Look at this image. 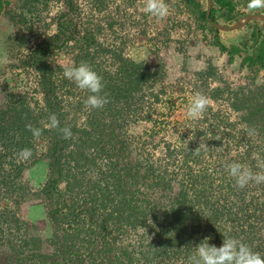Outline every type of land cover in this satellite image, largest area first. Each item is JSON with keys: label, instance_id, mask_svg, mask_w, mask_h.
Instances as JSON below:
<instances>
[{"label": "trees", "instance_id": "16d2710c", "mask_svg": "<svg viewBox=\"0 0 264 264\" xmlns=\"http://www.w3.org/2000/svg\"><path fill=\"white\" fill-rule=\"evenodd\" d=\"M20 1L17 22L23 27L29 2L37 0ZM179 1L214 32L215 45L230 62L238 56L247 68H264V27L252 25L250 42L226 45L219 30L206 19V0L204 4L200 0ZM2 4L0 0V8ZM236 4L235 0H212L209 18L220 22V17H230L223 22L228 24ZM63 13L54 19V34L39 33L41 27H35V41L26 55V65H22L36 70L38 79L30 88L34 96L20 94L19 82L9 86V78L0 84V247L5 249L0 251V264H186L201 241L210 237L209 243L219 247L223 235L241 239L264 256V184L235 187L225 170V165L234 161L223 152L210 165L203 162L222 142L213 134L207 137L206 129L227 126L229 121L213 109V124L200 121L182 129L175 138L167 134L174 142L160 149L163 157L149 161L133 140L124 142L118 122L138 115L144 97L141 91L154 89L146 81H155V76L126 58L122 43L97 42L110 25L93 22L95 12H76L78 23ZM17 43L22 44L20 39ZM66 45H74L79 54L73 57L72 66L88 64L102 77L101 95L108 100L101 109L85 111L78 125L67 119L63 111L67 109L57 94L67 82L63 72L60 77L53 75L46 63L53 48ZM91 55L107 56L112 65L100 60L92 63ZM215 70L208 63L201 76L215 78ZM243 87L232 92L242 100H233L230 106L245 110L239 118L245 124L239 138L244 140L241 147L248 149L244 165L255 172L259 169L250 151L260 148L264 138V90L240 91ZM223 93V88L216 87L210 97L217 99ZM52 114L61 128L71 129L70 139H63L57 129L45 128ZM166 123L173 128L172 121ZM26 125L41 129L40 137L34 138ZM254 127L261 135L252 134ZM25 148L32 155L20 161L17 154ZM29 172L38 174L29 179ZM32 188L37 191L31 196L47 202L42 203V219L51 232L45 244L39 237L26 236L19 224L23 192Z\"/></svg>", "mask_w": 264, "mask_h": 264}, {"label": "rangeland", "instance_id": "374dc122", "mask_svg": "<svg viewBox=\"0 0 264 264\" xmlns=\"http://www.w3.org/2000/svg\"><path fill=\"white\" fill-rule=\"evenodd\" d=\"M1 1L3 4L0 8V84H3L4 80L8 78L9 86L19 82V93L25 94L29 98L34 96L30 88L38 78L34 74L36 71L34 68L25 66L23 68L22 65H26V55L35 41L36 29H38L35 27H41L38 29L39 33L43 31L45 35H52L56 31L57 25L54 19L57 17V13L64 14L63 12L68 13L69 10L66 9V6L62 11L58 10L59 6L63 5V0H37L33 3L30 1L29 12L26 16L27 25L21 27L22 24L17 22V18L23 2L20 0ZM71 1L66 0V5ZM200 1L202 4L205 3V0ZM107 2L99 8L105 16L103 22L110 26L109 28L104 27L105 30L98 35L97 42L108 45L113 41L117 45L122 43L124 56L135 61L141 69L156 78L155 81H146V84L151 83L154 89L146 87L141 91L144 97L140 107H137L138 115H134L132 120L126 118L124 122H118L124 142L127 143L128 139L133 140L144 154L148 158L150 157L149 161H156L158 157H163L160 149L168 143H173L174 138L181 135L182 129H187L189 126L194 127L200 121L213 124L211 122L215 121L213 109H218L221 118L224 117L230 124H227L224 119L227 126H218L212 130L206 129L207 137L213 134L216 138H221L222 142L220 147H217L218 149H212L213 156L204 158L203 162L210 165L217 158V154L223 152L226 157L230 156L232 161L246 164L247 157L244 156L247 155L245 152L248 149L241 147L244 140L239 138V134L242 132L241 128L245 127L244 122L239 118L245 113V110L232 109L231 101L242 100V96L234 95L232 92L241 85L244 87L240 91L254 90L253 92H255L260 89L263 92L264 68L256 69L255 66L247 68V66L241 65V59L238 56H235L234 60L230 62L227 54L220 51L215 45L214 32L203 22H200L182 1L165 0L169 7V14L163 19L145 14L143 12L144 0H107ZM235 3L237 4L235 12L232 14L233 19L231 18L232 20L228 21V24L234 23L246 14L260 12V10L249 12L247 9L248 0H235ZM80 5L87 6V4ZM32 10L34 11L31 14ZM116 18L120 20H116ZM229 19L230 17L227 19L220 17L219 21L223 23ZM253 24L262 27L261 21L254 20L236 30H219V38L226 45L241 44L244 39L250 42ZM28 26L31 27L33 33L29 32ZM19 39L22 44L17 43ZM47 55V65L51 68L53 75L59 77L65 68L73 65V57L79 56L74 45L53 48ZM92 56L85 60H92V63L100 60L106 65H112L107 56L95 55V58ZM208 63L211 67H215L218 76L205 80L201 73L206 69ZM58 68H62L61 72ZM66 81L60 85L57 94L62 105L67 109L63 110L67 114V119L78 125L82 122V117H85V111L88 110L84 103L88 93L78 89L73 82L67 79ZM216 87L224 89L223 95L217 99L210 97ZM197 92L209 99V106L201 119L191 120L186 116V106ZM0 93H2L1 90ZM39 93H36L37 96L41 95ZM155 95L157 99H155ZM76 104L80 106L75 107ZM121 118L125 119L124 116ZM168 120L172 121L173 128L169 123H166ZM167 134H172L174 138L167 139ZM252 134L261 135L256 127L253 128ZM152 135L155 136L154 140ZM256 137L252 138L255 140ZM229 138L231 141H228ZM153 144L158 146L155 147ZM250 153L251 159L255 162L254 154L264 157V138L261 147L253 148ZM164 161H167L165 157ZM36 174L38 173L29 172L27 177L34 179ZM35 191H37L36 188H32L23 192L26 196L20 204L21 207H24L22 213L18 211L19 224L22 226V230H26V236L39 237L45 244L51 232L46 227L44 218L42 219L44 214L42 203L47 202L38 196H31ZM25 213L27 216H24ZM37 217L39 220L36 219ZM0 251L4 252L5 249L0 247Z\"/></svg>", "mask_w": 264, "mask_h": 264}, {"label": "clouds", "instance_id": "9594fccd", "mask_svg": "<svg viewBox=\"0 0 264 264\" xmlns=\"http://www.w3.org/2000/svg\"><path fill=\"white\" fill-rule=\"evenodd\" d=\"M247 9L249 12L264 9V0H248ZM143 12L153 18L163 19L169 14V7L165 0H144ZM63 76L73 82L81 91L89 93L84 101L87 109H101L108 103L107 98L101 95L104 87L102 77L89 65L81 63L78 66L67 67L64 69ZM208 106L209 99L200 92L195 93L186 106L187 118L201 119ZM45 128L59 130L63 139L72 137L71 129L61 128L60 121L55 114L49 116ZM26 129L32 133L34 138H39L42 134L41 129L32 125H26ZM17 155L18 160L26 161L30 159L32 153L30 149L25 148L20 150ZM253 158L256 160V168L259 171L254 172L251 167L237 162L225 165V170L234 180V186L238 189H244L252 184H264V159L258 154H254ZM223 237V242L219 247L209 243L210 237L205 238L195 246V250L188 256L186 264H264V256L254 251L241 239L227 235H223Z\"/></svg>", "mask_w": 264, "mask_h": 264}, {"label": "built area", "instance_id": "2783aa9c", "mask_svg": "<svg viewBox=\"0 0 264 264\" xmlns=\"http://www.w3.org/2000/svg\"><path fill=\"white\" fill-rule=\"evenodd\" d=\"M122 1H124V0H122ZM65 2H66V0H63V5H60L58 10L62 11L65 8V6H66L67 10L70 9L68 12V15H66V18L69 20H72V22H74V23L75 22L78 23L75 13L79 12V11L81 13L92 12V11L95 12V16L93 18L94 22H96L98 20L103 21V18H105V16L103 15V13L101 12L99 7L105 3H108L107 0H72L71 3L68 5H66ZM80 4H87V6H81ZM127 8H129V6H127ZM118 19L116 18V20H118ZM102 24H103V26H107V23L103 22Z\"/></svg>", "mask_w": 264, "mask_h": 264}, {"label": "water", "instance_id": "95a60500", "mask_svg": "<svg viewBox=\"0 0 264 264\" xmlns=\"http://www.w3.org/2000/svg\"><path fill=\"white\" fill-rule=\"evenodd\" d=\"M211 3L212 0H206V19L208 22L215 27L216 29L220 31H229V30H236L239 28H242L245 26L248 22L254 21V20H259L261 21V26H264V14L263 13H249L244 15L243 17L237 19L234 23L232 24H224L220 22L213 21L209 18L210 14V9H211Z\"/></svg>", "mask_w": 264, "mask_h": 264}, {"label": "crops", "instance_id": "0c3cea01", "mask_svg": "<svg viewBox=\"0 0 264 264\" xmlns=\"http://www.w3.org/2000/svg\"><path fill=\"white\" fill-rule=\"evenodd\" d=\"M263 11V9L262 10H260V12L259 13H261ZM263 14H264V12H262ZM244 42L246 41L245 39L243 40Z\"/></svg>", "mask_w": 264, "mask_h": 264}, {"label": "flooded vegetation", "instance_id": "af4514ba", "mask_svg": "<svg viewBox=\"0 0 264 264\" xmlns=\"http://www.w3.org/2000/svg\"><path fill=\"white\" fill-rule=\"evenodd\" d=\"M103 16V15H102ZM100 20H98V22H99Z\"/></svg>", "mask_w": 264, "mask_h": 264}]
</instances>
